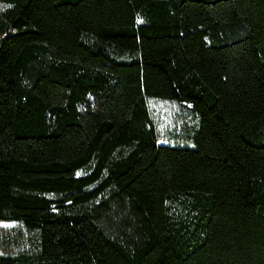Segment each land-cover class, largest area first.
Listing matches in <instances>:
<instances>
[{
    "label": "trees",
    "instance_id": "16d2710c",
    "mask_svg": "<svg viewBox=\"0 0 264 264\" xmlns=\"http://www.w3.org/2000/svg\"><path fill=\"white\" fill-rule=\"evenodd\" d=\"M0 221V264H264V0H0Z\"/></svg>",
    "mask_w": 264,
    "mask_h": 264
},
{
    "label": "rangeland",
    "instance_id": "374dc122",
    "mask_svg": "<svg viewBox=\"0 0 264 264\" xmlns=\"http://www.w3.org/2000/svg\"><path fill=\"white\" fill-rule=\"evenodd\" d=\"M146 104L158 144L190 146L188 139L196 117L187 104L154 98L146 99ZM35 241L36 234L26 230L20 222L0 221V255L34 251Z\"/></svg>",
    "mask_w": 264,
    "mask_h": 264
}]
</instances>
